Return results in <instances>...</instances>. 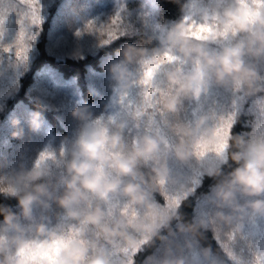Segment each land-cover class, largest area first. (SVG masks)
<instances>
[{"label":"clouds","instance_id":"obj_1","mask_svg":"<svg viewBox=\"0 0 264 264\" xmlns=\"http://www.w3.org/2000/svg\"><path fill=\"white\" fill-rule=\"evenodd\" d=\"M173 2L183 15L159 45H125L110 68L122 118L93 119L86 106L77 107L72 115L81 127L70 153L62 149L59 157H39L29 170L0 174V195L16 201L0 203V264H135L137 253L156 241L166 244L165 253L147 264H186L170 238L175 231L188 234L190 249L208 228L223 237L225 254L244 264L231 244L246 208L264 215V121L233 134L230 110L213 107L190 119L184 113L188 102L213 88L245 97L264 92L256 67L264 62V0ZM16 40L0 42V52L11 53ZM30 127L35 130V121ZM209 155L220 161L208 172L216 181L208 194L212 211L207 219L182 223L180 197L169 190L176 183L169 161L187 164ZM49 161L63 169L55 181ZM240 196L253 199L242 205ZM53 204L62 212L55 224L34 214ZM251 264H264V254Z\"/></svg>","mask_w":264,"mask_h":264},{"label":"rangeland","instance_id":"obj_2","mask_svg":"<svg viewBox=\"0 0 264 264\" xmlns=\"http://www.w3.org/2000/svg\"><path fill=\"white\" fill-rule=\"evenodd\" d=\"M156 4V0H138L137 5L134 1L132 5L136 6L130 7L127 6L126 0H0V20L4 21L2 27H0V31L3 33L0 42L12 43L17 37L11 53L7 50L0 52V109L8 103V97L12 96L15 89L18 88L20 78L25 73V70L28 69L31 59L37 51V41L44 26H49L51 33V38L48 40L49 49L57 56L63 57L67 55H84L87 52H94L104 45L100 43V37L97 33L84 30L85 25L89 21H93L97 25L107 24L118 12L123 21L120 33L144 26L158 36L160 43V39L176 20L165 23L157 20L155 16ZM34 9L37 10V14L41 18V22H37L35 25L32 24L31 17ZM104 38L107 37L105 36ZM17 53L20 56H17ZM24 55H27L26 61L21 59ZM256 67L261 76H264V62L257 61ZM50 74L49 70L45 71V74H40L39 81L37 80L38 82L32 86L33 93L48 99L56 110L59 105H67L69 108H74L75 101L70 97L69 87H61L64 92L49 88L50 83H53L51 82ZM110 75L113 76L112 72ZM56 84H58V81ZM137 92L138 88L136 87L130 89V98L135 99ZM111 96L110 101L112 102L109 107V114L101 115L98 118L107 120L109 117L115 119L123 117L124 111L119 101L117 84ZM237 96L240 95L234 94L230 90L213 88L206 97L186 104L185 118L190 119L194 113L213 107H216L217 110L226 109L231 111L233 101L236 100L238 106L236 117L241 110H245V112L252 111L256 115L253 123L249 121L252 124L247 132L249 133L253 130L255 124L264 121V116H262V112H264V97L256 95L240 96L242 98L237 99ZM38 120L40 119L36 113L20 105L1 121L0 139L10 143V138L17 137L14 148L19 146L18 151L9 153V157L10 155L13 157V153H16L17 158L13 159L8 164L10 166L1 174L12 175L21 170L31 169L41 153L46 151L59 157L62 148L52 144L51 139L54 137L51 134L52 129L48 127L45 131L42 130L43 127L39 125ZM33 121H35V130L30 127V123ZM10 133H12V136H8ZM23 134L28 137L35 135L37 139L35 140L37 144H34L28 152L27 148L23 146L26 144ZM39 136L43 137L41 141L38 140ZM16 140H13V142ZM219 164L220 161L213 155H209L203 161L189 162L187 164L181 163L174 158L171 159L169 168L176 183L170 185L169 190L180 197L181 203L182 199L200 182L201 176ZM49 165L52 179L55 181L57 177L63 174V169L52 161H49ZM181 186H183V189ZM60 187V185H57V193ZM209 193L203 195L197 202L194 216L196 221L207 219L212 211V206L209 203ZM156 199L159 203H164L161 196L158 195ZM250 199L253 198L238 197L239 203L242 205L246 204ZM58 213L62 216L61 210L54 204L49 209L42 210L37 207L34 210L36 216L45 215L49 222L53 224L57 222ZM244 217L240 224V231L235 236L231 248L233 253L244 261V264H251L255 255L264 254V215L246 208ZM176 224L177 221H173L172 228L174 231L176 230ZM214 235L222 246L223 237L217 236L215 233ZM170 240L174 254L184 258L186 264H235L225 252L223 255H219L203 246L199 238L192 243L190 249L186 247V242L192 240L188 234L175 231V235ZM165 249L166 244L160 241L151 245L143 264H147V258L149 257L155 259L163 256ZM204 249L210 250L208 255L204 254Z\"/></svg>","mask_w":264,"mask_h":264},{"label":"trees","instance_id":"obj_3","mask_svg":"<svg viewBox=\"0 0 264 264\" xmlns=\"http://www.w3.org/2000/svg\"><path fill=\"white\" fill-rule=\"evenodd\" d=\"M134 1L137 5L138 0H126L127 6H136L132 5ZM156 2L155 16L161 23L178 20L183 15L180 4L173 2V0H156ZM41 31V36L36 45L37 51L31 59L28 69L20 78L18 88L15 89L14 94L8 97V103L0 109V124L8 114L23 105L37 114L40 119L37 122L43 127L42 130L45 131L48 127L52 129L53 133L51 132V134L54 135L51 139L52 144L58 145L66 153H70L81 127V122L72 115L73 110L77 107L86 106L92 118L108 115L112 102L110 101L112 98L111 93L113 94L117 84L114 77L110 75V68L122 58L120 55L121 50L125 45L151 49L158 46L159 39L156 34L142 26V28L120 33L116 39L100 46L94 52L63 57L57 56L48 47V40L51 38L49 26H44ZM133 69H135V66H133ZM47 70L51 72L49 76H51V82H53L50 83L51 87L49 86V88L64 92L61 87H69L70 97L75 101L74 108L59 105L56 110L48 99L33 93L32 86L39 81L40 74H45ZM57 81L58 84H56ZM256 96L264 97V92L257 93ZM255 118L256 115L252 111L245 112V110H241L232 129L233 134L247 133L250 125H252L249 121L253 123ZM12 133L8 136H12ZM41 138L43 137L39 136L38 140L41 141ZM16 139L17 137L10 138V143L0 139V174L6 171L10 166L8 164L13 159L17 158L16 153H13V157L11 155L9 157V153L19 150V146L14 148L17 142ZM23 139L26 141L23 146L27 148V152L32 149L34 144H37L35 135L28 137L23 134ZM13 140L16 141L13 142ZM215 182V179L209 176L208 172L201 176L200 182L179 204L180 222L191 223L196 221L194 216L197 202L203 195L210 192ZM0 203L15 205L16 201L0 195ZM202 233V237H198L202 245L219 255H223V248L218 243L213 230L208 228L202 230ZM156 242L153 244H156ZM153 244L145 246V249H142L136 255L135 264H143L148 249Z\"/></svg>","mask_w":264,"mask_h":264},{"label":"snow or ice","instance_id":"obj_4","mask_svg":"<svg viewBox=\"0 0 264 264\" xmlns=\"http://www.w3.org/2000/svg\"><path fill=\"white\" fill-rule=\"evenodd\" d=\"M39 12V10H38ZM31 17H32V24L35 25L37 24V22H41V18L39 16V14H37V10H33L31 13ZM4 21L0 20V27H2ZM123 21L121 19L120 13L118 12L115 16H113L110 20L109 23L107 24H101V25H97L95 22L93 21H89L86 25H85V31L86 32H95L99 35L100 37V43L101 44H108L110 43L112 40L116 39V37L120 34L121 32V25H122ZM79 35V33H77ZM34 36V35H33ZM107 38H104V37ZM27 51V50H26ZM17 56H20L19 53L16 54ZM22 61H26L27 60V55H24L22 58ZM147 76L151 75V71L146 73ZM242 97L237 96V99H241ZM121 102L123 101V98H121ZM237 102L236 100L233 101V107H232V112H234L236 114L237 111ZM141 113L139 111H137V116H140ZM262 116H264V112H262ZM51 156L50 152H43L40 155V160H45V159H49ZM177 204H179V198L176 201Z\"/></svg>","mask_w":264,"mask_h":264}]
</instances>
